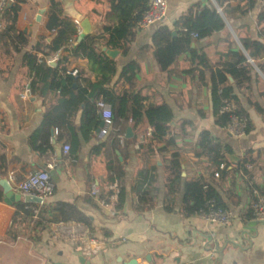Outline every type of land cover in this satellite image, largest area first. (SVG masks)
<instances>
[{"label":"crops","instance_id":"obj_1","mask_svg":"<svg viewBox=\"0 0 264 264\" xmlns=\"http://www.w3.org/2000/svg\"><path fill=\"white\" fill-rule=\"evenodd\" d=\"M12 1L11 6H20L17 22L11 29V15L3 12L6 28L0 31V178L9 181L13 177L12 185H16L51 164L55 190L43 205L51 209L57 204H74L89 218V223L88 226L76 222L51 224L32 234L33 222L29 231L34 237H31V247L25 251L5 250L2 244L9 240L7 232L16 208L5 204L0 186V193H3V201H0V264H126L132 259L139 264H264V223L254 221L250 211L253 190L264 195V74L257 64L264 62V52L256 62L241 44V40L248 39L264 44L259 23L264 0H259L245 15L238 9L244 7L241 0H229L224 4V9L229 12L227 28L206 39L192 37L191 50L206 54L207 69L197 66L188 51L180 55L168 71H162L155 59L152 40L158 26L143 31L136 29L127 54L117 50V73L110 88L119 95L130 90V84L121 79V75L128 64L135 62L139 70L133 91L144 97L147 105L166 104L174 114L171 126L184 179L178 194L174 195L168 193L166 174L174 148L168 146L163 151L164 143L150 144L146 135L152 129L147 122L136 129L131 121L126 124L120 120L116 125L114 122L110 133L102 140L98 138L101 125L88 138L78 132L76 151L68 156L63 155V147L72 145V135L58 140L55 129L51 131L53 151L41 155L33 150V135L41 129L44 116L56 105L59 95L49 91L45 97L33 94L30 87L33 76L25 61L28 55H34L40 62L44 54L37 45L43 41L50 43L54 38V32L47 28L53 13V0ZM55 1L61 5L63 16L78 25L80 34L81 24L86 20L91 25L92 35L101 34L104 27L113 24L108 17L110 0ZM210 4L217 6L215 0H168L163 24L174 30L176 21L190 9ZM230 51L244 53L254 69L250 80L238 87L236 80L228 75V80L232 77L234 81L229 80L239 98L237 106L251 125V131L241 139L232 138L226 127L218 125L211 91L212 73L229 62ZM60 58L61 54H56L45 60L50 67H55L52 63L58 65ZM67 66L68 71L78 70L88 80L95 81V75L89 72L88 60L70 59ZM191 69L194 71L190 72ZM81 118L82 112L75 119L77 127ZM129 127L133 137L121 147L123 157L121 152L113 150L112 144L121 129L127 135ZM203 131H209L231 150L226 173L216 171L207 158L196 156L200 152L198 144ZM57 148L62 149L61 159ZM231 156L237 159L231 160ZM247 159L253 160L249 163L253 169L247 168L249 164L246 170L240 166ZM117 160L124 163L125 170V200L119 212L115 211L118 196L112 197L108 204L103 202L109 191L113 192L108 165ZM154 166L157 169L151 171ZM144 171L157 177V191L152 195L155 206L138 212L136 186ZM216 173L220 174L218 178ZM202 179L214 189L223 205L234 211L235 220L230 226L210 224L200 215L184 216V184ZM95 185L100 188L98 197L90 194ZM21 202H25L24 197ZM35 204L40 211L42 205ZM56 231L61 239L56 240ZM76 236H80L78 242ZM81 257L84 260L81 261Z\"/></svg>","mask_w":264,"mask_h":264},{"label":"trees","instance_id":"obj_2","mask_svg":"<svg viewBox=\"0 0 264 264\" xmlns=\"http://www.w3.org/2000/svg\"><path fill=\"white\" fill-rule=\"evenodd\" d=\"M229 0H215L217 7L196 6L190 9L185 15L180 17L174 30L161 24L153 35L154 55L162 71H168L177 58L191 51L192 61L197 66L207 69L209 61L204 52L191 50L192 34L198 35V40L211 37L227 28L229 12L224 9V4ZM259 0H241L243 8H238L241 15L249 13L255 8ZM151 0H110V12L108 17L113 23L111 26L104 27L103 32L97 35H88L81 43H78L80 29L78 25L63 16L62 7L55 0L52 1V15L49 18L47 28L54 32V38L50 43L43 41L37 45L39 51L42 50L44 58L28 55L25 64L29 68L33 80L31 82V91L45 97L49 92L59 95L56 105L51 107L43 119V125L32 138V148L41 155L48 151H53L52 130H58V140H64L72 135V145L70 152L76 151L78 140L77 133L81 132L86 138L94 134L101 125L100 103L110 104L113 109L115 125L121 121L126 124L131 121L136 128L147 122L152 129L150 144L164 143L163 151L171 146L174 151L171 154L170 165L167 170V188L169 195L178 194L182 177V163L179 152L176 150L175 135L171 123L174 120V114L166 104L152 105L146 104V99L134 90L135 76L139 70L137 63L128 64L121 75V79L130 84V90L117 94L110 85L117 73V62L102 50L103 46L110 50H120L127 54L130 44L136 36L138 22L142 20L147 11ZM221 9V12H219ZM223 9V11H222ZM20 6L13 4L6 8L4 13L11 15V29H14L17 22ZM259 23L262 26L260 36L264 37V11L259 17ZM176 34V36L173 35ZM249 57L256 62L259 55L264 52V44L252 39L241 40ZM44 47V48H43ZM61 54L58 65L50 67L45 57ZM229 62L219 67L216 73H212V99L214 112L218 119V125L226 127L230 121L227 114H220L224 99H229L239 106V98L235 95V87L228 80V75L236 80V86H240L245 81L250 80L253 66L249 63L247 57L241 51L229 52ZM70 59H86L89 63V72L95 75V81L88 80L82 72L74 76L67 74L68 63ZM259 69L264 74V62L257 63ZM194 70H190L192 72ZM221 89L222 93H219ZM240 108V107H239ZM82 112L80 126L77 127L75 119ZM239 114L246 116L242 109ZM125 128V127H124ZM251 131L249 122L248 133ZM124 136V139H120ZM124 129L116 135L112 147L114 151H119L124 157L122 146L130 142ZM151 145V146H152ZM104 148V145H101ZM100 147V148H101ZM143 147V145L141 146ZM200 152L198 158H207L216 171L226 173L230 165L228 156L231 150L216 140L209 131H203L200 134L199 144ZM98 150V149H97ZM253 160L247 159L240 166L246 170V165ZM114 163V165H112ZM223 170H220L221 166ZM111 184L118 185V201L115 211L124 205L125 195L123 179L125 176L124 163L117 160L108 165ZM157 167L154 166L153 170ZM141 182H138L136 189L138 192V203L136 210L143 212L147 208L155 206V199L152 197L156 193L155 187L157 177L152 172H142L140 174ZM184 199L182 212L184 216L191 217L199 215L209 200H214L218 206L226 208L221 202L214 189L202 180L186 181L184 184ZM2 192L0 201H3ZM114 192L109 191L104 204H108L113 197ZM103 199V197H101ZM16 213L12 224L7 232L9 240L16 241L23 233L30 231V226L35 222V228L31 230L32 234L37 231L47 229L51 224L76 222L88 226L89 218L74 204L62 203L53 208L42 205L38 211L35 203L19 202L15 203ZM167 210H171L166 207ZM34 238V237H32ZM37 240V239H34Z\"/></svg>","mask_w":264,"mask_h":264},{"label":"built area","instance_id":"obj_3","mask_svg":"<svg viewBox=\"0 0 264 264\" xmlns=\"http://www.w3.org/2000/svg\"><path fill=\"white\" fill-rule=\"evenodd\" d=\"M9 1L12 0H0V31L5 30L6 28L3 21V12L7 8ZM167 12L168 0H151L147 11L142 17V20L138 22L137 29L143 31L160 26L163 24L167 16ZM192 37L194 39H198V35L195 33L192 34ZM78 73V70L67 71V74L74 76L78 75ZM219 93H222L221 89L219 90ZM23 97H27V92L24 93ZM99 107L104 127L98 133V138L102 140L110 133L114 125V114L111 105L107 103H100ZM220 114L229 115L230 121L226 126V130L232 138L241 139L248 134L249 119L247 116L239 114V107L235 102L229 99H224ZM151 133L152 132L149 131L146 136L150 137ZM55 134L58 135V130L55 131ZM120 139H124V136H120ZM70 150V146L65 145L63 147V155L68 156ZM247 168L253 169V166L249 164L247 165ZM52 169L53 166L50 164L46 167V169L29 175L16 185H12L13 177H10L8 182L16 193L21 194L23 197L36 196L42 199V203H40V205H43L44 201L50 197L55 190V185L51 177ZM220 169L223 170L224 166L222 165ZM215 176L218 178L220 174L216 173ZM112 190L114 192L113 198H115L118 194L117 183L112 185ZM90 194L93 197H98L100 195L99 186H93ZM253 196L254 198L250 205L252 218L256 222L264 223V195L259 190L255 189L253 190ZM199 215L208 223L222 227L230 226L235 220L236 216L233 210L218 206L214 200H209L205 208L200 211ZM55 238L58 240L61 239L62 236H60L56 231ZM79 239L80 236H76L75 241L78 242Z\"/></svg>","mask_w":264,"mask_h":264},{"label":"water","instance_id":"obj_4","mask_svg":"<svg viewBox=\"0 0 264 264\" xmlns=\"http://www.w3.org/2000/svg\"><path fill=\"white\" fill-rule=\"evenodd\" d=\"M12 2L13 1H9V3L7 5V8H9L11 6ZM216 7L218 9V6H216ZM219 12H221L220 9H219ZM39 20L40 19H38V21ZM81 29H82V32H81V34L79 36L78 43H81L86 36L91 35V33H92L91 25H90L88 20L84 21L81 24ZM173 35L175 36L176 34L173 33ZM102 50L104 52H106L112 59L117 58V56L119 55V51H117V50H110V49H107L105 47L102 48ZM52 66L56 67L57 66V62L52 63ZM229 80H230L231 83L234 82L232 77H229ZM172 125H173V123H172ZM103 127H104V123L102 122L100 128L98 129V132H100V130ZM132 137H133V131L129 127L127 129V138L130 139ZM57 153H58L59 159H61L62 158V149L61 148H57ZM230 158H231V160L237 159L235 156H231ZM0 186L3 189L5 204H7L9 206H13L15 203H19V202L22 201L23 196L21 194L16 193L7 180H3V179L0 178ZM24 201L28 202V203H37V204L42 203V199H40V198H38L36 196H24ZM82 260H84L83 257H81V261ZM59 264H61V263H59ZM126 264H139V263H138V261L136 259H132L129 262H127Z\"/></svg>","mask_w":264,"mask_h":264},{"label":"rangeland","instance_id":"obj_5","mask_svg":"<svg viewBox=\"0 0 264 264\" xmlns=\"http://www.w3.org/2000/svg\"><path fill=\"white\" fill-rule=\"evenodd\" d=\"M31 237L32 234L29 233V231L27 233H23L21 235V238L18 239L17 241H15L14 243L9 242V240H7L5 244H2V246L4 247V249H19L20 251H25L28 250V248L31 247L30 241H31ZM12 254V253H11ZM56 258V257H55Z\"/></svg>","mask_w":264,"mask_h":264}]
</instances>
